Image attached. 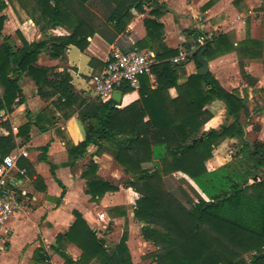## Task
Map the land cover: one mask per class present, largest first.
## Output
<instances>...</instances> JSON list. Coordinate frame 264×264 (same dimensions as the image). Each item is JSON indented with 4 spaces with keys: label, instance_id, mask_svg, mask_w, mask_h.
<instances>
[{
    "label": "trees",
    "instance_id": "trees-1",
    "mask_svg": "<svg viewBox=\"0 0 264 264\" xmlns=\"http://www.w3.org/2000/svg\"><path fill=\"white\" fill-rule=\"evenodd\" d=\"M9 1L33 22L43 39L28 43L16 32L20 41V46H16L10 36L2 35L6 3L0 0V111L11 113L20 92L19 82L27 77L42 100L57 97L65 109L77 112L84 139L77 146L66 145L73 161L84 156L90 146L101 150L102 142L113 144L110 154L126 176L121 185L138 195L132 208L133 219L141 224L140 237L155 248L147 256L153 264H264V141L250 140L245 125L240 123L242 111L247 118L250 115L244 99L235 92L225 91L210 73L191 74L178 84L177 71L182 65L171 62L178 52L164 46L163 26L156 19H144L146 37L135 43L136 51L154 53L150 75L155 79V87H151L147 75L141 76L139 99L121 109L112 100L101 102L81 97L74 92L66 69L56 72L55 68L39 66L37 61L42 53L57 60L64 58L69 46L81 52L88 47L95 30L86 15V4L93 0ZM102 1L114 4L107 22L116 35L125 32L130 10L142 8L138 0ZM217 1L210 0L201 11ZM149 6L150 15L155 18L168 12L164 4L155 0ZM57 27L66 28L69 34L48 33ZM192 34L201 36L197 31ZM249 43L246 40L240 46L247 47ZM203 47H206L203 53L206 60L234 50L224 35L205 39L198 49ZM260 47L261 44L252 42V58L259 57ZM186 49L187 60L198 65L196 54L190 47ZM171 88L177 92L174 99L168 96ZM129 90L124 87L120 92L125 94ZM260 91L264 95V89ZM215 100L223 102L226 122L218 129L204 132L202 128L212 118L207 107ZM27 128L25 125L22 129ZM225 140L237 141L231 160L209 171L206 163ZM15 147L13 135L0 137V162ZM96 170L97 166L90 162L82 178L86 180L85 193L92 202L99 203L105 194L117 192L119 187L91 178ZM175 174L191 182L194 198L182 188L178 197L169 188L166 180ZM126 212L123 206L107 209L110 219L125 218ZM73 215L74 223L57 236L56 245L67 242L76 246L81 255L74 262L57 247L63 264L92 261L131 264L127 233L121 235L108 254L105 242L82 216L78 212ZM245 256L249 257L248 261ZM47 257L41 246L34 252V261L40 264H49Z\"/></svg>",
    "mask_w": 264,
    "mask_h": 264
},
{
    "label": "crops",
    "instance_id": "crops-1",
    "mask_svg": "<svg viewBox=\"0 0 264 264\" xmlns=\"http://www.w3.org/2000/svg\"><path fill=\"white\" fill-rule=\"evenodd\" d=\"M155 1L164 4L168 12L155 18L150 15L152 7L149 5L153 0L150 3H138L142 5L141 10H130V20L125 32L120 35H116L112 25L107 22L114 4L102 0L89 2L86 4V15L95 32L89 39L88 47L81 52L76 47L69 46L64 58L57 60H51L42 53L37 64L55 68L56 72L66 69L71 76L74 92L81 97L93 99L90 77L102 71L113 47L128 52L137 50L135 43L143 40L147 34L144 19H156L163 26L162 43L178 53L187 52L186 47H190L195 53L199 47L197 39L200 37L210 39L224 35L234 50L207 60L208 73L216 78L225 91L235 92L244 99L250 115L247 118L242 111L240 123L245 125L250 140L264 141V95L260 91L264 89V24L260 22L264 18V0L260 7L263 10L254 17L252 0H218L204 12L201 8L210 0ZM5 3L2 15L6 20L2 35L10 36L16 46H20L16 32L28 43L43 39V34L16 4L9 0H5ZM193 31L201 36H194ZM48 33L53 36H67L69 31L64 27H57ZM1 40L0 37V43ZM246 40L250 42L249 45L240 46ZM252 42L261 44L257 51L258 58H252ZM146 52L154 55L150 50ZM181 65L177 71L178 84L183 83L198 69V65L192 60H186ZM148 77L151 87L154 88V77ZM19 88L20 92L13 102L11 113H8L7 121L0 123V137L9 134L14 136L16 147L9 155H15L17 160L15 168L10 172L8 186L19 203V208L0 226V264H7L8 261L10 264H40L34 261V252L40 246L48 256L47 263L63 264L64 259L56 251V238L67 232L74 223V212L82 216L93 232H96L94 227L105 219L108 221L106 228L110 230L123 218L110 219L106 213L97 210L134 205L138 197L133 190L123 188L120 184L126 176L110 154L113 144L102 142L101 150L90 146L84 156L73 161L68 156L66 145L77 146L84 139L77 112L72 113L65 109L57 101V97L42 100L36 93L34 83L27 77L20 80ZM120 94V103L117 106L119 109L139 99L138 91L129 90ZM168 96L171 99L177 97L175 88L168 90ZM207 109L212 118L202 128L204 132L218 129L226 122L223 102L215 100ZM25 125L28 128L24 131L22 128ZM12 127L17 128L16 132L12 131ZM90 162L97 166L96 173L91 178L117 186L120 184L117 192L105 194L99 203L92 202L85 193L86 180L82 178V173ZM225 164L222 157L213 156L206 163V168L212 171ZM128 216L130 220H134L132 211ZM100 235L98 237L105 242L106 237ZM115 245L108 249L105 244L108 254ZM126 245L130 250L129 241ZM58 248L72 261L79 260L81 252L76 246L62 242ZM89 264L99 263L92 261Z\"/></svg>",
    "mask_w": 264,
    "mask_h": 264
},
{
    "label": "built area",
    "instance_id": "built-area-1",
    "mask_svg": "<svg viewBox=\"0 0 264 264\" xmlns=\"http://www.w3.org/2000/svg\"><path fill=\"white\" fill-rule=\"evenodd\" d=\"M204 40L202 37L197 39L199 47L203 45ZM188 55V52L181 51L171 62L184 63ZM153 63L154 55L150 52H123L113 47L102 71L90 77L92 98L101 102L112 100L113 93H121L120 90L124 87L137 92L141 76H150ZM8 116L7 112L0 111V123L7 121ZM16 130V127H12L13 132ZM16 160L15 155H8L0 162V226H3L19 208V203L8 186L9 175L15 168Z\"/></svg>",
    "mask_w": 264,
    "mask_h": 264
},
{
    "label": "rangeland",
    "instance_id": "rangeland-1",
    "mask_svg": "<svg viewBox=\"0 0 264 264\" xmlns=\"http://www.w3.org/2000/svg\"><path fill=\"white\" fill-rule=\"evenodd\" d=\"M261 4L262 0H252V17H254L255 15L258 16L257 13L263 10V8H260ZM260 22L261 24H264V18L261 19ZM251 128L252 127L250 126L249 129L251 130ZM235 143H237L236 140H225L221 145L215 148V150L213 151V156L222 157L225 163L229 162L231 160V154L234 153L233 145H235ZM122 183L120 182V184ZM166 183L178 197V190L182 188L192 198H194L192 190L194 189L193 185L182 175H172L167 178ZM132 205L125 207L127 209L126 217L121 219V221L118 224L114 225L110 230H107L106 228L108 223L106 219L104 220V222L97 224L94 228L96 229L97 236L103 234L102 236L106 237L104 238V240L108 249H111L116 244L117 240L124 232L127 233V242L129 241L130 247L129 254L131 258V264H153V262L147 256L152 253L155 248L150 243L144 242L143 239L140 238L139 229L141 228V224L136 222L135 220L132 221L130 220V218H128L129 212L132 211L135 203L133 206ZM97 211H102L107 214V210H103L101 208ZM1 242L2 241L0 240V243ZM244 259L248 261L249 257L245 256ZM7 264H10V262L8 261Z\"/></svg>",
    "mask_w": 264,
    "mask_h": 264
},
{
    "label": "water",
    "instance_id": "water-1",
    "mask_svg": "<svg viewBox=\"0 0 264 264\" xmlns=\"http://www.w3.org/2000/svg\"><path fill=\"white\" fill-rule=\"evenodd\" d=\"M150 3L151 0H138V3ZM206 47H203L202 49H197L195 51L196 54V60H197V64H198V69H197V74L199 76H204L208 73V61L203 57V53L205 52ZM120 96L121 94L119 92H115L112 95V101H114L115 103L119 104L120 103ZM199 140H202V138L200 137Z\"/></svg>",
    "mask_w": 264,
    "mask_h": 264
}]
</instances>
